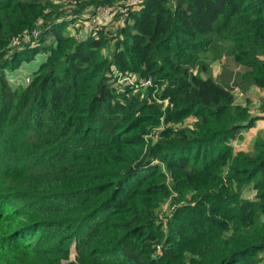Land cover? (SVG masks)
Returning a JSON list of instances; mask_svg holds the SVG:
<instances>
[{
	"label": "trees",
	"instance_id": "trees-1",
	"mask_svg": "<svg viewBox=\"0 0 264 264\" xmlns=\"http://www.w3.org/2000/svg\"><path fill=\"white\" fill-rule=\"evenodd\" d=\"M126 1L0 0V264H264V0Z\"/></svg>",
	"mask_w": 264,
	"mask_h": 264
},
{
	"label": "rangeland",
	"instance_id": "rangeland-1",
	"mask_svg": "<svg viewBox=\"0 0 264 264\" xmlns=\"http://www.w3.org/2000/svg\"><path fill=\"white\" fill-rule=\"evenodd\" d=\"M109 23V22H108ZM80 24L77 23V26H79ZM92 27V28H96L95 26H93V24H89V23H86V27L85 29L89 30V28ZM84 30V29H83ZM81 32V31H80ZM219 46L220 45H215L214 47V51L217 52L218 49H219ZM43 57L42 56H37L36 59H34L33 61H30V63H25L24 65H22L19 69H17V71H15L14 73L10 74L9 77H10V81L13 82V84H16V86H20V85H26L28 84L30 81H31V77L29 76L30 75V70L33 68H36L38 64L41 63V59ZM211 72L212 74L217 77L220 72L222 71V65H223V61L220 59V60H213L211 62ZM31 68V69H30ZM117 70L114 71V73H116ZM126 75H132V73H127ZM27 77L30 78L29 82L27 81ZM139 78L137 77V80ZM140 80V79H139ZM238 94H237V98L240 99V101H244L245 98L243 96V93L242 91L238 90L237 91ZM253 94V93H252ZM251 94V95H252ZM264 97L261 98V100H263ZM255 108V107H253ZM256 110V108H255ZM264 116V115H263ZM264 118V117H262ZM264 122V120H263ZM263 122H262V125L259 123L258 127L254 128L253 131L254 133H252L251 131H249L248 133L247 130L245 131V134H239L237 136V140H238V145H242L243 147L247 148V146L249 145L250 146V149L252 148V144L254 143V140L256 139L257 135L258 134H261L264 132V128H263ZM244 133V132H243ZM251 135V136H250ZM242 137V138H241ZM249 137H252V138H249ZM239 138V139H238ZM236 139V138H235ZM246 142V143H245ZM235 143V142H234ZM249 149V148H248ZM245 196H249V197H253V192L250 190V191H247V193L245 194ZM166 207V205H165ZM166 210V208L164 209ZM168 210V208H167ZM165 227V226H164ZM75 259V254H72L71 255V258L70 260H73ZM66 263V262H65Z\"/></svg>",
	"mask_w": 264,
	"mask_h": 264
},
{
	"label": "built area",
	"instance_id": "built-area-1",
	"mask_svg": "<svg viewBox=\"0 0 264 264\" xmlns=\"http://www.w3.org/2000/svg\"><path fill=\"white\" fill-rule=\"evenodd\" d=\"M142 0H127L124 6H119L117 8H104L99 11L96 15L93 16L92 20L90 21V25L93 24L96 28H89V31L101 29L103 25L111 22L115 19L116 16H119L120 23L124 24L130 15V9L134 6L139 5ZM115 76L119 78V83L124 85H133L137 83V78L135 75H126L120 72H116ZM30 78L27 77V81L29 82ZM152 83L151 79H147L142 82L141 85L147 86ZM138 86V85H137ZM264 128V122H263Z\"/></svg>",
	"mask_w": 264,
	"mask_h": 264
},
{
	"label": "crops",
	"instance_id": "crops-1",
	"mask_svg": "<svg viewBox=\"0 0 264 264\" xmlns=\"http://www.w3.org/2000/svg\"><path fill=\"white\" fill-rule=\"evenodd\" d=\"M31 69V68H30ZM33 69H31L30 71H32ZM31 73V72H30ZM221 73V72H220ZM213 75V74H212ZM220 75V74H219ZM218 75V76H219ZM30 76V75H29ZM214 76V75H213ZM217 76V77H218ZM215 77V76H214ZM216 77V78H217ZM242 93H243V96H244V98H245V100L244 101H240V99L239 98H237V101L238 102H240V103H242V104H247V100H250V102H251V110H252V112H253V114H256V115H258V116H260V118L257 120V122H256V124H255V126L254 127H252V128H249V129H246L247 130V132L246 133H248L249 131H251L252 133H254V131H253V129L254 128H256V127H258V125H259V123L262 125V122H263V120H264V118H262V117H264L263 115H264V111H262L261 109H260V105H261V103H262V100H261V98L262 97H264V89H261V88H259V87H252V88H250V90L249 91H247V92H245V91H242ZM253 93V94H252ZM252 94V95H251ZM253 107H255L256 108V110H255V108H253ZM246 130H244L243 132H242V134H244V135H246L245 134V131ZM251 136V135H250ZM242 138V137H241ZM249 138H252V137H249ZM239 139V138H238ZM235 143H234V145H235V147L237 148V149H242V150H246V151H249L250 150V144L247 146V148H245V147H243L242 145H238V140H237V138L235 139V141H234ZM246 143V142H245ZM253 145V144H252ZM249 148V149H248ZM252 149V148H251Z\"/></svg>",
	"mask_w": 264,
	"mask_h": 264
},
{
	"label": "water",
	"instance_id": "water-1",
	"mask_svg": "<svg viewBox=\"0 0 264 264\" xmlns=\"http://www.w3.org/2000/svg\"><path fill=\"white\" fill-rule=\"evenodd\" d=\"M75 249V248H74Z\"/></svg>",
	"mask_w": 264,
	"mask_h": 264
}]
</instances>
